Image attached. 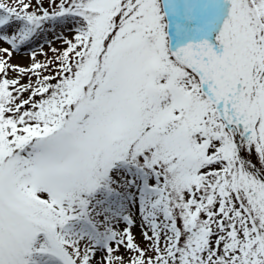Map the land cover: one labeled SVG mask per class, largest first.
Segmentation results:
<instances>
[{"label": "snow or ice", "instance_id": "1", "mask_svg": "<svg viewBox=\"0 0 264 264\" xmlns=\"http://www.w3.org/2000/svg\"><path fill=\"white\" fill-rule=\"evenodd\" d=\"M0 264H264V0H0Z\"/></svg>", "mask_w": 264, "mask_h": 264}, {"label": "rangeland", "instance_id": "2", "mask_svg": "<svg viewBox=\"0 0 264 264\" xmlns=\"http://www.w3.org/2000/svg\"><path fill=\"white\" fill-rule=\"evenodd\" d=\"M51 40L52 39V34L49 33L47 36H40V37H37L33 43L31 45H28L26 46L24 49H22L21 51V54L20 55H17V54H13V59L11 61V63L13 64H19L21 66H28L29 64V59H28V50L32 47H36L38 46L39 44L43 43L45 40ZM6 46V45H4ZM54 46H59L58 44L57 45H54ZM48 48H47V44H45L44 46V51H47ZM38 59H42V57H37ZM136 233H137V236L139 237V230L136 229L135 230Z\"/></svg>", "mask_w": 264, "mask_h": 264}]
</instances>
